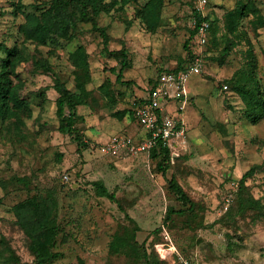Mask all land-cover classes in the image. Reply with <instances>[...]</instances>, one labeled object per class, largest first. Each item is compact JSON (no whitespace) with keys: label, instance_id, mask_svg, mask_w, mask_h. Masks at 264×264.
<instances>
[{"label":"rangeland","instance_id":"obj_1","mask_svg":"<svg viewBox=\"0 0 264 264\" xmlns=\"http://www.w3.org/2000/svg\"><path fill=\"white\" fill-rule=\"evenodd\" d=\"M82 1L0 0V264H264V0H208L202 47L190 0ZM190 53L178 156L103 154Z\"/></svg>","mask_w":264,"mask_h":264},{"label":"built area","instance_id":"obj_2","mask_svg":"<svg viewBox=\"0 0 264 264\" xmlns=\"http://www.w3.org/2000/svg\"><path fill=\"white\" fill-rule=\"evenodd\" d=\"M190 1L194 4L195 12L205 18L207 15L204 10L208 0ZM192 27L196 29L199 45L204 46L209 37L210 22L206 19L198 22L194 18ZM203 65V55L200 53L188 68L162 73L147 97L134 108V117L145 133L143 140L136 141L125 135H114L101 146L102 153L114 157L149 154L152 149L162 144L163 147L169 148L172 156L177 157V146L185 138L186 132L183 123L166 108L169 105H177L179 110H184L189 101L186 92L187 80L192 74L201 73ZM224 89L227 90L228 86L224 85ZM181 261L183 264H192L187 259Z\"/></svg>","mask_w":264,"mask_h":264},{"label":"trees","instance_id":"obj_3","mask_svg":"<svg viewBox=\"0 0 264 264\" xmlns=\"http://www.w3.org/2000/svg\"><path fill=\"white\" fill-rule=\"evenodd\" d=\"M79 1L84 6L83 8H85V3L82 0H79ZM194 18H196V20L198 22L202 21L203 19H206L210 22V20L207 16L205 18H203L200 14L196 13L195 10H194ZM211 30H212V28H211V22H210L209 37H210ZM103 35L105 38L104 33H103ZM191 35H192V37H194L196 39V42L199 45V43L197 41V37H196V29L193 27L191 28ZM209 37H208L207 43L204 46H206L208 44ZM198 55H200V53H195V54L190 53V59H188V61H184L180 65H178L177 67H175L173 69L166 70L165 72H177V71L184 70V69L188 68L194 62L195 58ZM120 56H121V70L118 74V78H121L122 71L127 66V54L122 51V52H120ZM111 70H112V72H116V69H114V68ZM157 79L154 81L151 88H153L156 85ZM54 89L60 94V98H59L58 106H57V112H56L57 117L60 120L59 131L61 133H65L68 130H71L74 127V123H75L73 116H71V115L68 116L65 113V106H66V104H70L72 102L73 96L70 93V91L67 89V87L62 83H57L55 85ZM142 102H143V100L139 101V103H137L136 105L141 104ZM136 105H135V107H136ZM131 115H132V118L137 122L136 118L134 117V109H133ZM151 152H152V155L154 158H160L159 167L162 169H163V167H165L167 164H169L172 161L173 156L171 154V151L169 150V148L163 147L162 144H160L156 148L152 149L149 154H151ZM254 170L255 169L252 168L247 174L251 175L254 172ZM100 190H101L102 195L108 197L112 201L115 200L114 195L110 194L103 186H100ZM176 190L181 195L183 194L182 190L180 188H178L177 186H176ZM35 252H36V256H37L38 260L42 264L46 263L48 260H51L52 258H54L56 256L55 254H52L51 252H49L47 257H45V254H43V252L39 248H37L35 250Z\"/></svg>","mask_w":264,"mask_h":264},{"label":"crops","instance_id":"obj_4","mask_svg":"<svg viewBox=\"0 0 264 264\" xmlns=\"http://www.w3.org/2000/svg\"><path fill=\"white\" fill-rule=\"evenodd\" d=\"M143 100H144V99H143ZM176 119H177V118H176ZM178 120L181 121V122L183 123V125H184V122H183L182 119L178 118ZM140 128H141V127H140ZM184 128H185V126H184ZM144 136H145V133H144V131L142 130V128H141V132L138 133L137 135H135L136 139H138L137 141H141V140H143Z\"/></svg>","mask_w":264,"mask_h":264}]
</instances>
